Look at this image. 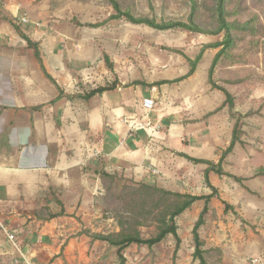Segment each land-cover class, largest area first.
Listing matches in <instances>:
<instances>
[{
    "label": "crops",
    "instance_id": "1",
    "mask_svg": "<svg viewBox=\"0 0 264 264\" xmlns=\"http://www.w3.org/2000/svg\"><path fill=\"white\" fill-rule=\"evenodd\" d=\"M15 1L20 13L28 14L27 23L15 24L0 7V253L7 255L5 264H119L116 246L85 232L120 230L101 202L103 169L193 195H210L214 186L217 193L199 228L203 248L221 249L222 264H242L238 252L258 242L254 226L264 223V149L241 137L223 160L224 174L184 156L220 162L233 139V111L244 113L236 98L241 83H227L216 65L214 80L235 98L231 111L226 93L209 80L214 57L203 56L192 74L175 81L189 73V60L151 47L136 71L131 37L110 35L114 20L85 25L84 4L73 0ZM17 26L38 44L41 59ZM146 97L155 99L151 110L143 105ZM224 201L231 205L228 211ZM60 202L66 213L44 218L48 211H60ZM205 204L198 199L177 217L179 235L185 228L191 252L192 230ZM235 213L249 224L243 226ZM164 241L153 246L156 263L182 264L184 242L175 260V245L170 240L166 248ZM138 246L150 250L132 243L124 250L126 264H135Z\"/></svg>",
    "mask_w": 264,
    "mask_h": 264
},
{
    "label": "rangeland",
    "instance_id": "2",
    "mask_svg": "<svg viewBox=\"0 0 264 264\" xmlns=\"http://www.w3.org/2000/svg\"><path fill=\"white\" fill-rule=\"evenodd\" d=\"M73 1L84 4L85 25L92 24L88 20H96L95 25H103L109 20H114L110 35L131 37L128 47L135 62H132L134 63L132 69L136 71L151 47H158L164 53L176 52L181 57L192 56L195 59L200 53L202 57H215L223 46L209 45L227 40L226 30H221L223 18L235 23L236 26L231 28L230 44L226 46V51L219 58L217 65L220 72L223 71L227 76L225 79L227 83H241L236 98L238 107L244 113L237 112L236 118L239 120L240 135L245 139L243 143L264 149V0H118L125 11L132 12L136 17H148L157 23L181 21L199 31L183 27L158 29L146 24L132 23L125 17L111 18L116 11L108 0ZM107 62L109 64L110 60ZM117 174L118 179L114 188L108 193L105 190L101 202L105 207V216H112L120 227L117 217L129 215L124 211L126 206L122 198L124 195L122 189L125 184H132L129 181L135 180L127 177L125 178L129 181L123 180L124 175L118 172ZM139 209L137 211L140 213ZM137 213L135 215H138ZM156 213L147 218L150 222L147 226L141 227L143 236L149 237L157 232ZM235 214L241 219V215ZM241 221L243 226L248 223L243 217ZM256 227H259V230H255ZM254 228L258 242L252 241L251 246H245L238 252L243 260L242 264H254V260L264 263V223L257 224ZM184 230L185 228L180 231L181 238L185 239L181 243L183 246L184 242L185 249L181 255L182 264H200V260L194 258V252L189 250L190 242L183 233ZM169 237L170 239L164 241L166 248L171 245L170 240L176 245L174 236ZM138 247L133 251L137 253L134 258L135 264H157L155 250L151 252ZM217 249L213 247L208 249L206 253L208 264L223 263V253ZM234 256L233 253L229 255V260L232 261ZM6 257L7 255L0 253V264H5Z\"/></svg>",
    "mask_w": 264,
    "mask_h": 264
},
{
    "label": "trees",
    "instance_id": "3",
    "mask_svg": "<svg viewBox=\"0 0 264 264\" xmlns=\"http://www.w3.org/2000/svg\"><path fill=\"white\" fill-rule=\"evenodd\" d=\"M108 1L114 7L116 11V14L112 15L111 18L125 17L127 20H129L132 23L146 24L151 27L158 28V29H171L175 27H183V28L194 30V31H199V29L194 28L188 23L181 22V21L169 22V23H157L155 20H152L148 17H136L132 12L125 11L121 7V4L118 0H108ZM222 10L224 9L222 8ZM89 25L92 26L93 24H89ZM235 26H236L235 23L228 22L224 17L221 30H226L227 32L226 42L209 45V46H215V47L223 46V48L214 57V60L212 62V65L209 71V80L214 87H217L226 93L227 100L225 104L229 105L231 111H233L235 108V98L226 88L216 83V81L213 78V75H214L215 67L218 63L219 58L226 51L225 48L228 44H230V40L232 39L231 28H234ZM17 29H18L19 34L27 40V42L32 48H34L35 54L37 55V57L41 59V52L38 47V44L34 42L28 35H26L19 26H17ZM186 58L189 60L191 64V69L188 74L176 79L175 81H180L195 71L198 62L202 58V53H200L195 59H192L188 56H186ZM106 59L107 61H109L108 57H106ZM109 65L110 67H113V64L110 62H109ZM47 75L53 80V82L57 84L55 79L50 74L47 73ZM164 82H168V81H164ZM115 85L116 83L97 87L91 90L89 93L83 95L82 97L89 98L96 93H102L107 89L113 88ZM59 90H60V96L64 94V91L62 89L59 88ZM35 108H40V107H35ZM236 114L237 112L233 111V115L235 117H236ZM239 130H240L239 120L237 119L235 128H234V135H233L232 142L230 146L224 151L221 157V160L218 164H214L213 162H210L204 159H197L187 154H184V156H186L187 158H189L190 160L196 163L198 162L208 163L210 164L209 170L212 169L218 172L219 174H224L225 172L222 168V163H223L225 156L233 150L237 142H242ZM99 175L104 184V188L108 193L110 190L114 188L113 186L116 180L118 179V174L110 173L106 171L105 169H103L99 171ZM122 178L123 180H127L125 176ZM207 181H208V177H207ZM129 182H131L132 184L127 183L123 186V189H122L123 194H124L122 198L126 206L124 208L125 209L124 211L127 212L129 215H126V216L119 215L117 217L118 223L120 225V230L117 232H110L108 234L92 233L90 230H85V232L90 234L93 238L107 240L108 242H110L111 245L116 246L119 264H126L127 258L124 254V250L128 246H130L132 243H137L139 245H147L150 251L152 252L153 246L155 244H158L164 241L165 239H167L169 235H173L176 241L175 251H174V259L176 260L177 253H178V250L180 249L181 242H182V238L178 232L179 225L177 223V217L180 216L183 212H185L188 208H190L196 200L205 199L206 200L205 207L202 210L192 230L193 240L195 243V251L193 253V256L195 259L200 260V264H208L206 253L209 250H205L203 248L204 241L202 240L200 236L199 228L204 223L205 214L208 212V202L211 199V197L217 193V189L214 186L210 185L213 188L212 194L193 195L190 193L173 191V190H170L164 187H160L157 184H148L145 182L138 183L135 181H129ZM108 183L110 184L108 185ZM208 183L210 184L209 181ZM224 202L226 204V210L228 211L231 208V205L227 203L226 201ZM60 204L62 206L60 211L58 212L48 211V213L45 215L46 217L44 218L50 219L55 216L64 215L66 213L65 208L63 207V204L61 202ZM137 209H139L140 213L137 211ZM155 212H157L156 218H155L157 232L149 237H145L142 234L141 227L147 226L148 223H150L148 222L147 218H149V216ZM136 213L138 215H135ZM38 215L43 217L40 213ZM217 250H219L222 253L221 249L218 248ZM173 264H176V262H174Z\"/></svg>",
    "mask_w": 264,
    "mask_h": 264
},
{
    "label": "built area",
    "instance_id": "4",
    "mask_svg": "<svg viewBox=\"0 0 264 264\" xmlns=\"http://www.w3.org/2000/svg\"><path fill=\"white\" fill-rule=\"evenodd\" d=\"M0 7L3 8L6 12L10 13L15 23L22 24L29 21L28 14L26 12L23 14L20 13L21 4L19 2H16L15 0H0ZM143 105L148 110H151L155 106V99L152 97H146L143 100ZM9 237L13 239L14 235L11 234ZM253 262L254 264H264L258 260H254Z\"/></svg>",
    "mask_w": 264,
    "mask_h": 264
}]
</instances>
